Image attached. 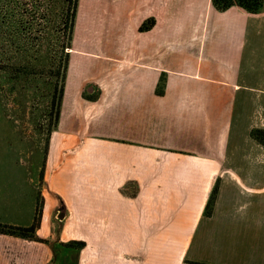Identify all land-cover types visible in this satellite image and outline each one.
<instances>
[{
    "label": "crops",
    "instance_id": "crops-1",
    "mask_svg": "<svg viewBox=\"0 0 264 264\" xmlns=\"http://www.w3.org/2000/svg\"><path fill=\"white\" fill-rule=\"evenodd\" d=\"M69 54L38 237L63 204L77 264H264V166L241 162L263 150L264 6L80 0ZM37 205L0 194V222L30 226L7 215ZM53 261L50 244L0 234V264Z\"/></svg>",
    "mask_w": 264,
    "mask_h": 264
},
{
    "label": "rangeland",
    "instance_id": "rangeland-1",
    "mask_svg": "<svg viewBox=\"0 0 264 264\" xmlns=\"http://www.w3.org/2000/svg\"><path fill=\"white\" fill-rule=\"evenodd\" d=\"M64 12V0H0V194L14 204L28 196L37 201L36 210L44 207L46 158L55 132L50 85L59 80L57 65L69 52ZM259 119L263 150L251 152L250 163L241 162L264 166V109ZM32 207L8 213L6 220L32 224ZM63 209L60 204L52 215L53 264H77V251L60 244Z\"/></svg>",
    "mask_w": 264,
    "mask_h": 264
},
{
    "label": "trees",
    "instance_id": "trees-1",
    "mask_svg": "<svg viewBox=\"0 0 264 264\" xmlns=\"http://www.w3.org/2000/svg\"><path fill=\"white\" fill-rule=\"evenodd\" d=\"M79 1L80 0H64L65 12L63 13L64 15L63 22L65 27L67 26V30H68L67 32L68 43L67 46L65 47L66 49H70L72 46L74 28L78 14ZM212 5L216 10L220 12L228 11L233 7H240L245 9L250 14H259L263 10L264 0H212ZM154 25H155V20L149 19L143 22L140 29L144 32L149 31L153 28ZM69 58H70V54L68 52L65 55L64 61L58 63L56 68L57 72L55 73L57 75L55 76L59 78V80H57V82H53L50 85L51 87H50L49 112H50V120H53L54 131L58 129V123L61 116L62 102L65 93V80L69 66ZM164 84L165 81L163 80V78H161L159 83V89H161L160 87L164 86ZM260 132L261 130L259 129H253L251 132L252 137L261 141ZM216 196H217V188L215 187L206 208V216L211 215L212 207L213 204L215 203ZM41 220H42V209L38 208V210H36L35 213L34 222L30 226H20V225L0 222V234L50 244L55 256L56 249L52 241L42 239L37 235V230L40 227ZM60 244L68 251L74 250L77 252L84 249L86 245L84 242L77 240H72L67 243L60 242Z\"/></svg>",
    "mask_w": 264,
    "mask_h": 264
},
{
    "label": "water",
    "instance_id": "water-1",
    "mask_svg": "<svg viewBox=\"0 0 264 264\" xmlns=\"http://www.w3.org/2000/svg\"><path fill=\"white\" fill-rule=\"evenodd\" d=\"M63 215H64L63 212H61V214L59 215V217L62 218Z\"/></svg>",
    "mask_w": 264,
    "mask_h": 264
}]
</instances>
